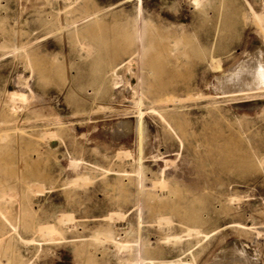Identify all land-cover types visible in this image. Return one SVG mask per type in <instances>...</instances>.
<instances>
[{
	"label": "rangeland",
	"instance_id": "obj_1",
	"mask_svg": "<svg viewBox=\"0 0 264 264\" xmlns=\"http://www.w3.org/2000/svg\"><path fill=\"white\" fill-rule=\"evenodd\" d=\"M202 2L0 0V264H264V91L217 84L264 64L262 2Z\"/></svg>",
	"mask_w": 264,
	"mask_h": 264
},
{
	"label": "bare ground",
	"instance_id": "obj_2",
	"mask_svg": "<svg viewBox=\"0 0 264 264\" xmlns=\"http://www.w3.org/2000/svg\"><path fill=\"white\" fill-rule=\"evenodd\" d=\"M207 1H209V0H207ZM207 1H205V2H202V0H195V4H196V6L197 7H199L200 8V5H201V2L202 3H205L206 4V2ZM261 2H262V10H261V12L258 14V13H256L253 9H251L250 8V11H251V13H254V15H258V17H259V22H260V26H261V28H262V30H263V37H264V0H261ZM203 6V5H202ZM84 13V12H83ZM251 13H250V15H251ZM82 14V13H81ZM68 15V14H67ZM249 15V16H250ZM79 18H80V16H79ZM45 19V18H44ZM39 20V19H38ZM46 21V20H45ZM255 23H257L258 21H254ZM76 23H78V22H76ZM149 22H147V23H145V24H148ZM75 24V23H74ZM73 24V25H74ZM258 24V23H257ZM72 25V24H71ZM71 25H69V26H71ZM126 29H130V34L128 35V38H126V39H129V40H132V39H134L135 37H134V35H135V29L133 28V26L131 27H129V25H127V26H124ZM60 28V27H59ZM262 30H259V32L261 31L262 32ZM129 31V30H128ZM127 31V32H128ZM131 44H132V46H135V41L133 40V41H131ZM84 47V46H83ZM149 47V46H148ZM150 47H151V45H150ZM87 48V47H86ZM5 49V46L4 45H2V46H0V52H2L3 50ZM20 49V48H19ZM84 49V48H83ZM13 50V49H12ZM22 50V49H21ZM82 50V49H81ZM13 51H15V50H13ZM12 51V52H13ZM85 51V50H84ZM198 52V51H197ZM14 53V52H13ZM259 52L257 51V54H258ZM254 55H255V53H253ZM260 54V53H259ZM135 55V54H134ZM261 56V55H260ZM261 58V57H260ZM208 59V58H207ZM247 60V59H246ZM243 61V62H241V64L238 66V65H236L237 67H235V68H233L232 70L230 69V71H227L226 73H225V76H221L220 78H216L217 79V84H218V86L220 85L221 86V90H223V91H226L225 89H229V90H232V87H234L233 89H238L239 91H241L240 93L242 94V92L243 93H247V92H251L254 96L255 95H258V94H261V92H263L264 91V64L262 63V62H260V61H257L256 60V58L255 59H252L251 61ZM262 60H263V58H262ZM129 65V64H131V60H128L126 63H125V65ZM123 65H124V63H123ZM122 66V65H121ZM123 68V67H122ZM118 69V68H117ZM114 71V70H113ZM224 75V74H223ZM233 75V76H232ZM232 76V77H231ZM28 79V78H27ZM26 79V80H27ZM131 80H132V78H131ZM132 82V81H131ZM134 82H132V84H133ZM237 84V86H235ZM127 85H128V83H127ZM129 86V85H128ZM130 87H128V89H129ZM134 90V89H133ZM220 90V91H221ZM127 91H129V90H127ZM132 91V90H131ZM226 92H229V91H226ZM232 93V92H231ZM233 93L234 94H236L237 93V90H236V93L234 92V90H233ZM239 93V92H238ZM245 93V94H246ZM16 94V93H15ZM132 94H133V92H132ZM248 94V93H247ZM12 95H14V94H11V97H14V96H12ZM20 94H17V97L19 96ZM22 95V94H21ZM20 95V96H21ZM16 97V98H17ZM25 100V98H23V96L22 97H19V99H16L17 101L16 102H18V101H20V100ZM28 99V98H27ZM11 100V99H10ZM14 101V100H13ZM133 101V100H132ZM136 101V100H135ZM131 102L132 104H133V106H135L136 107V109H137V111L140 113H138V115H144L145 114V112H143V110H142V107H144V105L145 106H148L145 102H143V101H140V102ZM149 107V106H148ZM150 108V107H149ZM148 108V109H149ZM159 111V110H158ZM136 112V111H135ZM150 112L151 113H156V110H154V108H150ZM135 114V113H134ZM137 114V113H136ZM157 114V113H156ZM138 117V121H137V119H136V121H137V123L135 122V123H133L132 121H130V120H125L124 122H120L119 124H118V130H120V133L122 134V135H125L126 133H128V132H130V131H132L133 133H134V135H135V138L137 139V141H136V145H137V151L139 152L138 154H140V153H142V149H143V147H146V146H148V145H146V146H144V141L145 140H143V137H146V136H144L145 135V133L147 132V128H146V122L145 121H143V118L140 116V118H139V116H137ZM136 117V118H137ZM160 119H161V117H160ZM114 126H116V125H114ZM52 133H54V132H52ZM6 134V133H5ZM41 134H44V133H41ZM49 135H51L50 133H49ZM46 136H48V134L47 135H45V137ZM52 136V135H51ZM50 136V137H51ZM48 138V139H51V138ZM42 139H44L43 137L41 138V140ZM149 138H147V140H148ZM50 141V140H49ZM134 141V140H133ZM147 143V142H146ZM50 144V143H49ZM150 147V146H149ZM155 147V146H154ZM152 148V147H151ZM127 153V156L128 157H130L129 155L130 154H128V152H126ZM126 153H125V155H126ZM122 154V153H121ZM117 155V154H116ZM142 155V154H141ZM123 156V155H122ZM127 157V158H128ZM140 158H141V156H140ZM139 158V160L138 161H142L143 159H140ZM76 160V159H75ZM72 161V160H71ZM73 162V161H72ZM77 162V161H76ZM76 162H74V163H76ZM71 163V162H70ZM79 162H77V164H78ZM140 164V163H139ZM108 172V171H107ZM110 172V171H109ZM128 174V173H127ZM135 175V174H134ZM161 175V174H160ZM80 180V179H79ZM85 183V182H84ZM165 183V182H164ZM158 184H160L159 182H158ZM155 186V185H154ZM158 186V185H157ZM152 187H153V185H152ZM168 187V186H167ZM163 188V187H162ZM153 189H155L154 187H153ZM157 189V188H156ZM159 189V188H158ZM154 193V192H153ZM151 195H152V193H150V198H151ZM5 196H6V194L4 193V192H2V193H0V201H3L4 200V198H5ZM154 196H155V194H154ZM158 197V196H157ZM149 198V199H150ZM154 198V197H153ZM153 198H151V200L153 199ZM159 198V197H158ZM19 199V198H18ZM155 199V198H154ZM8 200H9V198H8ZM160 200H163L162 198L160 199ZM153 201V200H152ZM236 201V200H235ZM9 202V201H8ZM231 204V203H230ZM18 205V204H17ZM5 211V210H4ZM15 211H16V209H15ZM0 215L1 216H3V211H2V205H1V202H0ZM120 216V215H119ZM63 216H61V218H62ZM67 217H65L64 218V220L66 219ZM111 218V217H110ZM62 220V219H61ZM60 220V222H62ZM67 220V219H66ZM69 220V219H68ZM159 220V219H158ZM116 221V220H115ZM67 222V221H66ZM164 223L165 225H169L168 223H170L171 224V221H170V218L168 219V218H164V219H161V221H160V225L162 224V223ZM128 223V222H127ZM163 224V225H164ZM68 225V224H67ZM157 225H159V223L157 224ZM162 226V225H161ZM174 226V225H173ZM102 227H104V226H102ZM109 228V227H108ZM115 229V228H114ZM112 230V229H111ZM162 230V229H161ZM103 232H104V230H103ZM192 232L193 231H191V230H188V232L186 233V236H188V238H190L189 237V235H188V233L189 234H192ZM105 233V232H104ZM107 233H108V231H107ZM128 233V232H127ZM126 233V234H127ZM130 233V232H129ZM194 233V232H193ZM197 233V232H196ZM15 234V233H14ZM108 235V234H107ZM112 234H110L108 237L110 238V240L111 241H113L114 242V246L117 248V249H119V250H123V251H129L130 250V244H129V242H122V241H119V240H117V239H115L114 237H112L111 236ZM166 235V234H165ZM197 235H199L198 233H197ZM201 236V235H200ZM120 237V236H119ZM196 237V236H195ZM209 238V237H208ZM169 239V238H168ZM103 240V239H102ZM170 240V239H169ZM175 240L176 241H179L180 242V238H178V237H176L175 238ZM105 241V240H104ZM129 241V240H128ZM171 241H173V240H171ZM178 242V243H179ZM177 243V242H176ZM198 244V243H197ZM173 245V244H172ZM232 250V249H231ZM229 251V250H228ZM130 252V251H129ZM222 252V251H221ZM234 252V251H233ZM118 253H120V252H118ZM226 253H228V252H226ZM234 256H232V257H230L229 256V254L227 255V254H225V256H223V254L222 255H218L217 256V258H216V260L214 261V263L213 264H256V263H254V261H251L250 259H247V258H245V257H248V256H246L247 254H245V253H243L242 251H235L234 253ZM249 258V257H248ZM124 262V261H123ZM152 262H154V261H152ZM149 259L148 260H145L144 261V264H147V263H149V264H154V263H152ZM122 264V263H121ZM126 264H129L128 262H126ZM166 264H182V260L181 259H177V260H168L167 262H166Z\"/></svg>",
	"mask_w": 264,
	"mask_h": 264
}]
</instances>
